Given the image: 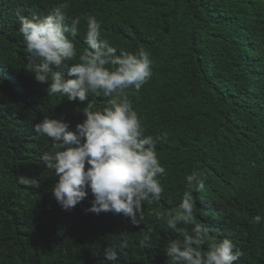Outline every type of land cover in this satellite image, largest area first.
Returning a JSON list of instances; mask_svg holds the SVG:
<instances>
[{"label":"trees","instance_id":"trees-1","mask_svg":"<svg viewBox=\"0 0 264 264\" xmlns=\"http://www.w3.org/2000/svg\"><path fill=\"white\" fill-rule=\"evenodd\" d=\"M59 2L0 0V264H103L120 233L129 243L119 264H166L164 246L178 236L153 213L178 206L193 169L205 177L193 195L209 241L230 238L242 253L236 264H264V222L253 223L264 216V0H70L69 17H96L118 52L143 49L152 61L148 82L126 90L145 135L167 133L156 147L164 195L145 203L140 227L86 211L91 193L70 211L52 196L55 174L40 161L51 141L33 124L49 115L74 127L84 105L48 96L25 72L17 17ZM75 43L78 53L86 47L83 20Z\"/></svg>","mask_w":264,"mask_h":264},{"label":"clouds","instance_id":"clouds-1","mask_svg":"<svg viewBox=\"0 0 264 264\" xmlns=\"http://www.w3.org/2000/svg\"><path fill=\"white\" fill-rule=\"evenodd\" d=\"M70 0H61L42 16L18 15L19 33L29 57L25 72L45 85L48 96L59 95L83 104V118L74 127L49 115L33 124V131L51 141V150L40 156L55 174L53 198L70 211L91 193L86 211L113 212L140 227L145 203L164 195L159 177L165 174L156 147L167 133L145 135L142 119L126 90L139 91L152 76V61L143 49L135 52L112 46L94 16L69 17ZM84 22L86 47L78 53L75 38ZM106 98L97 107L96 97ZM205 177L198 169L185 176L187 190L169 212L157 210V221L177 234L164 246L166 264H236L242 253L230 238L209 241L208 227L195 215L194 193L204 191ZM27 184L28 179L22 178ZM264 216L253 217L254 224ZM152 229L141 233L139 247H147ZM104 251L103 264H119L118 253L128 247L124 233Z\"/></svg>","mask_w":264,"mask_h":264}]
</instances>
